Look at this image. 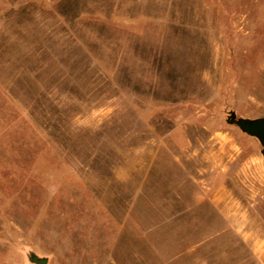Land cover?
<instances>
[{"label":"rangeland","instance_id":"374dc122","mask_svg":"<svg viewBox=\"0 0 264 264\" xmlns=\"http://www.w3.org/2000/svg\"><path fill=\"white\" fill-rule=\"evenodd\" d=\"M264 0H0V264H262Z\"/></svg>","mask_w":264,"mask_h":264},{"label":"water","instance_id":"95a60500","mask_svg":"<svg viewBox=\"0 0 264 264\" xmlns=\"http://www.w3.org/2000/svg\"><path fill=\"white\" fill-rule=\"evenodd\" d=\"M230 123L236 124L240 127L244 132L257 136L264 147V117H259L255 119H248V118H235L232 116L229 119ZM264 154V150H263ZM30 261L36 264H47L48 258L45 256H39L38 254L32 252L29 257Z\"/></svg>","mask_w":264,"mask_h":264},{"label":"crops","instance_id":"0c3cea01","mask_svg":"<svg viewBox=\"0 0 264 264\" xmlns=\"http://www.w3.org/2000/svg\"><path fill=\"white\" fill-rule=\"evenodd\" d=\"M255 249L262 264H264V238H260L258 240L255 239Z\"/></svg>","mask_w":264,"mask_h":264}]
</instances>
